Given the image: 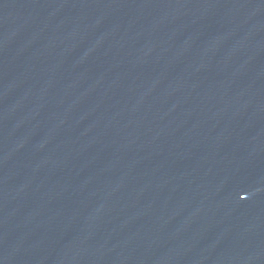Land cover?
<instances>
[{
	"label": "water",
	"instance_id": "1",
	"mask_svg": "<svg viewBox=\"0 0 264 264\" xmlns=\"http://www.w3.org/2000/svg\"><path fill=\"white\" fill-rule=\"evenodd\" d=\"M0 264H264V0H0Z\"/></svg>",
	"mask_w": 264,
	"mask_h": 264
}]
</instances>
